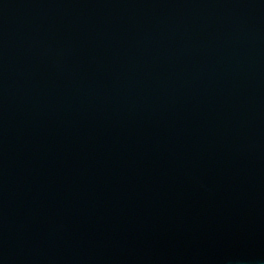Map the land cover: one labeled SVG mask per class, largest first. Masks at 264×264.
<instances>
[{"label": "water", "instance_id": "water-1", "mask_svg": "<svg viewBox=\"0 0 264 264\" xmlns=\"http://www.w3.org/2000/svg\"><path fill=\"white\" fill-rule=\"evenodd\" d=\"M0 264H264V0H0Z\"/></svg>", "mask_w": 264, "mask_h": 264}]
</instances>
